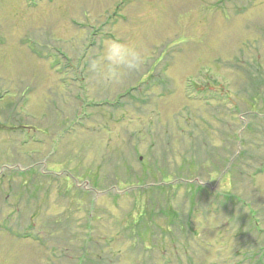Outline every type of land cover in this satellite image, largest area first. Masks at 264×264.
Wrapping results in <instances>:
<instances>
[{
	"label": "rangeland",
	"instance_id": "obj_1",
	"mask_svg": "<svg viewBox=\"0 0 264 264\" xmlns=\"http://www.w3.org/2000/svg\"><path fill=\"white\" fill-rule=\"evenodd\" d=\"M0 264H264V0H0Z\"/></svg>",
	"mask_w": 264,
	"mask_h": 264
},
{
	"label": "clouds",
	"instance_id": "obj_2",
	"mask_svg": "<svg viewBox=\"0 0 264 264\" xmlns=\"http://www.w3.org/2000/svg\"><path fill=\"white\" fill-rule=\"evenodd\" d=\"M143 60V49L133 40H109L104 43L98 59L93 60L90 71L101 78L120 80L126 71L137 68Z\"/></svg>",
	"mask_w": 264,
	"mask_h": 264
},
{
	"label": "trees",
	"instance_id": "obj_3",
	"mask_svg": "<svg viewBox=\"0 0 264 264\" xmlns=\"http://www.w3.org/2000/svg\"><path fill=\"white\" fill-rule=\"evenodd\" d=\"M146 185L147 186H152V183H151V181H148V182H146ZM167 185V184H166ZM169 185V184H168ZM136 186V185H135ZM143 186V185H142ZM199 188H201V187H199ZM199 188H197L196 189V191H199ZM188 225V224H187ZM189 226V225H188Z\"/></svg>",
	"mask_w": 264,
	"mask_h": 264
}]
</instances>
